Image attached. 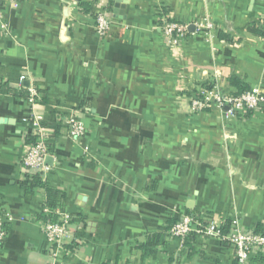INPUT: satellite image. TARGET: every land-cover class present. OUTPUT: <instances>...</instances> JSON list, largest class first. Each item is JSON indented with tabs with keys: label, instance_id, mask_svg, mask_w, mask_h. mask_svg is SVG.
I'll use <instances>...</instances> for the list:
<instances>
[{
	"label": "crops",
	"instance_id": "0c3cea01",
	"mask_svg": "<svg viewBox=\"0 0 264 264\" xmlns=\"http://www.w3.org/2000/svg\"><path fill=\"white\" fill-rule=\"evenodd\" d=\"M117 1L0 6V211L14 218L0 264H239L217 238L169 230L184 215L264 227V108L190 110L199 91L236 94L233 78L264 94V0H123L122 14ZM100 13L112 19L105 38ZM165 23L195 31L174 41ZM32 112L86 128L78 140L63 128L46 160L79 239L59 260L39 219L46 190L22 187Z\"/></svg>",
	"mask_w": 264,
	"mask_h": 264
},
{
	"label": "built area",
	"instance_id": "2783aa9c",
	"mask_svg": "<svg viewBox=\"0 0 264 264\" xmlns=\"http://www.w3.org/2000/svg\"><path fill=\"white\" fill-rule=\"evenodd\" d=\"M21 1L0 0V6L8 4L10 8L16 9ZM111 23L109 13H100L96 16V30L101 38L109 35ZM164 27L167 35L174 41L184 39L189 32V26L178 23H165ZM212 28L210 24L200 25V29L203 30H212ZM24 81L25 77H22L21 83ZM34 96L30 97L32 104L35 102ZM262 108H264V94L258 89H250L236 95L214 87L194 94L190 102V110L194 114L218 109L234 117L240 112H251ZM27 123L30 127L28 138L34 141L29 143L22 164L28 177L36 175L43 177L49 171L46 160L50 156L48 141L52 130L43 126L44 118L35 112H32ZM63 125L64 135L72 140H78L85 134L84 124L74 116L66 117ZM43 213L47 216V220L41 223L50 244V255L54 260L62 259V253L69 254L79 243L71 227L73 217L60 210L44 209ZM13 220L10 212L0 211V248L7 239L8 229ZM224 226H228L226 234L222 230ZM192 234L217 238L228 244L234 250L236 261L239 264H250L264 257V235L259 233L257 228L244 230L238 219L222 224L215 219L205 220L192 215H184L169 230L171 238L180 239L183 242H186Z\"/></svg>",
	"mask_w": 264,
	"mask_h": 264
},
{
	"label": "trees",
	"instance_id": "16d2710c",
	"mask_svg": "<svg viewBox=\"0 0 264 264\" xmlns=\"http://www.w3.org/2000/svg\"><path fill=\"white\" fill-rule=\"evenodd\" d=\"M89 6H90L89 4H82V7L86 11L90 10ZM231 84L235 85V86H237L239 88V90L236 93V95L242 94V93L250 90L249 88L241 86L240 82L237 79H235V78L231 79ZM2 90L5 93L12 94V95H14L16 97H21L23 99H29L30 96H31L30 92L28 90H26V89L17 91V90H11V89H9L7 87H3ZM35 101L38 102V100H35ZM43 126L45 128H48V129L52 130V134H51V136L49 138V141H48L50 150H52V147H53L52 144H54L55 141L57 139H59V137L61 135V130L64 128L63 120L58 118V120L55 123H52V124H48L47 122H44ZM33 141H34V139L28 138V142L29 143H32ZM22 187L25 190V192L28 195H30V196L34 193V190L36 188L45 189L46 193H47V203H46L45 209H49L51 211H55L56 210L57 204L62 198V194L60 192H58L57 190L53 189L52 187H50L43 180V177L40 176V175H36L34 177H28L27 180L22 183ZM39 219L42 222L46 221L47 220V216L44 213H42L41 216H39ZM173 225L174 224H172L170 226V228ZM222 230H223V232L225 234L228 233V226H224ZM257 231L259 233H261L262 235H264V227L263 226H258L257 227Z\"/></svg>",
	"mask_w": 264,
	"mask_h": 264
},
{
	"label": "water",
	"instance_id": "95a60500",
	"mask_svg": "<svg viewBox=\"0 0 264 264\" xmlns=\"http://www.w3.org/2000/svg\"><path fill=\"white\" fill-rule=\"evenodd\" d=\"M124 1L123 0H118L117 1V4H116V9L118 10V13L119 14H122V10L124 9V3H123ZM189 31L190 32H193V31H195V26H189Z\"/></svg>",
	"mask_w": 264,
	"mask_h": 264
}]
</instances>
